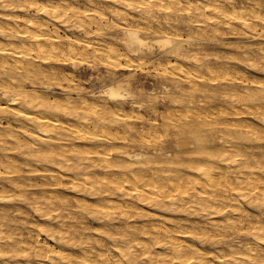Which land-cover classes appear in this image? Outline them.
<instances>
[{
  "label": "bare ground",
  "instance_id": "bare-ground-1",
  "mask_svg": "<svg viewBox=\"0 0 264 264\" xmlns=\"http://www.w3.org/2000/svg\"><path fill=\"white\" fill-rule=\"evenodd\" d=\"M184 24L191 29L187 38ZM134 29L142 30L140 38L153 51L129 40L126 32ZM226 35L239 38L236 48L245 53L243 60L253 71H264V46L260 44L254 54L247 44L250 38L264 39V0H0V174L15 176L7 181L20 193L17 199L31 205L43 221L31 231L12 228L8 217L13 206H2L0 264H264V149L251 152L253 144H248L251 139L264 141V128L242 118L247 112L264 125V79L252 78V71L248 75L228 65L216 67L197 52L201 44L214 45ZM164 40L174 43L161 50L157 42ZM193 47L199 49L188 57L186 49ZM128 50L141 54L131 55ZM90 57L95 69L104 67L106 75L99 74L87 91L72 88L77 76L57 66L74 67L84 60L88 63ZM164 59L171 61L169 66L162 65ZM146 60L158 61L169 75L147 91L152 96L156 89L175 95L167 113L158 111V97L146 100L149 96L134 89L140 78L118 76L121 70L143 68ZM182 81L185 87L174 84ZM120 82L130 86L126 101L92 95L101 85ZM218 82L233 84L225 92L231 108L219 105V110H209L208 97L194 103L198 94L214 96L212 85ZM148 108L155 118L143 114ZM228 114L232 118L222 119ZM160 119L178 132L191 133L190 139L177 142L178 148L196 144L210 165L199 160L202 166L189 176L188 165L181 167L176 156L164 157L166 151L159 157L174 165L168 172L164 167L157 171L146 167L143 153H112L117 141L146 142L157 137ZM145 121L151 126L143 128ZM138 122L142 129L135 127ZM205 125L221 127L211 129L216 143L212 147L205 134L193 132L198 126L203 131ZM102 143L106 147L100 148ZM97 165L107 172L97 174L93 169ZM22 172L45 176L49 179L45 185L52 187L65 180L73 192L87 193L95 201L74 204L69 200L72 194L63 198L55 188L35 191L37 196L32 197L26 189L38 186L37 177ZM7 186L0 181L1 192ZM126 189L151 210L143 211L125 197V201L112 199L129 194ZM12 199L0 194L2 204ZM167 200L170 210L199 202L196 206L203 212L217 215L206 225L216 231H197L193 225L190 230L168 217L165 223L137 225L135 218H156L153 210L166 207ZM86 218L98 223L94 233L84 228ZM230 231L238 236L225 240ZM41 235L54 244L42 241ZM195 237L214 246L215 252L185 242Z\"/></svg>",
  "mask_w": 264,
  "mask_h": 264
},
{
  "label": "rangeland",
  "instance_id": "rangeland-1",
  "mask_svg": "<svg viewBox=\"0 0 264 264\" xmlns=\"http://www.w3.org/2000/svg\"><path fill=\"white\" fill-rule=\"evenodd\" d=\"M182 27L183 28H185L183 31H182V33H183V36H184V38H187L188 37V32H190V28H189V26H188V24H184V25H182ZM228 39V40H227ZM222 41L221 42H217V43H215L214 45H212L213 43H211L210 45H207L206 43L205 44H201L200 46H199V48L201 49V50H199V51H197L199 48H197V47H193V48H187L186 49V54L188 55V57H192V56H190V55H192V54H194V51H197L198 53H199V56H203L204 58L206 57V59L209 57V60L211 61V63L214 65V66H216L217 67V63H218V67H223V66H226V65H228V66H230L232 69H236L237 71H241L242 73H249L250 75H251V73H252V75H251V77L253 78L254 76V78L255 79H257V77L260 79H264L263 77H264V71H262V70H259L258 72H256V71H253V69L250 67V63H249V61L248 60H243V55L245 54L244 52H239V51H241L239 48V50L236 48L237 46H238V41H239V38L237 37H231V36H228V35H226V36H224L222 39H221ZM264 40V39H263ZM263 40H260V39H252V38H250V39H248L247 40V44H249L250 45V51H252L254 54H256V51H257V48L258 47H260L261 45H263L264 46V41ZM228 42H230L229 43V45H228ZM261 44V45H260ZM220 50H221V52H220ZM225 51V52H224ZM242 51H244V50H242ZM220 52V53H219ZM230 52H234L233 54L232 53H230ZM224 53V54H223ZM231 54V55H228V54ZM241 53H244V54H241ZM214 54V55H213ZM226 54V55H225ZM242 55V57L241 56H239V55ZM206 55H208V56H206ZM224 55H225V58H224ZM229 57H231V58H229ZM240 58H242V59H240ZM174 59H175V57H172V60L171 61H174ZM190 60H192V58H189ZM89 61H91V63H89ZM147 61V63H146V65L143 67V68H141V69H145V70H141V69H138V68H135L134 69V71H126V70H121V72H119L118 73V76L120 75V76H124V77H131V78H140V80L137 82V83H135V85H133L134 86V89L139 93V92H141V93H145L147 96H149V97H147L148 99H146V100H150V99H153L152 101H155V97H158L157 99H156V101H155V103H156V105H157V107H158V111H161V113H162V110H163V113H167L168 111H167V109L169 110V108H167L166 106H168V105H170V99H172L173 97H175V95H167V94H164V93H162L161 92V90L160 89H156L157 90V92H155V96L153 95H150V93H148L147 91L148 90H152L153 88H155V85H156V87H158L157 86V82L159 81V80H163V79H166V78H169V75H167V74H165L164 72H163V70H161V65H159V63H158V61H154V60H152V61H150V63H149V60H146ZM171 61H168L167 59H164L163 61H162V65L164 64H166L167 66H169L168 65V62L170 63ZM180 61H182L183 62V60L182 59H180ZM209 61V62H210ZM87 62V60H84V61H81L80 63L81 64H78V65H76V66H66V67H64V66H57V67H61V68H63V70L65 71V73H70L69 74V76H73V74H74V76H77V77H75V79H74V81L71 83V87L72 88H74V87H81V88H86V91L87 90H89V88H90V83H94V81H98L97 79H98V77L100 76V75H106V69L104 68V67H102V66H99V68L98 69H95V67H94V65L95 64H93L94 63V59H91V57L88 59V63L91 65H89L88 63H86ZM164 62V63H163ZM225 64H224V63ZM83 63V64H82ZM148 64V65H147ZM151 64V65H150ZM154 64H156V66L154 65ZM221 64V65H220ZM93 65V66H92ZM155 67H154V66ZM262 65V63L260 64V66ZM152 66H153V68H152ZM237 67V68H236ZM242 67V68H241ZM93 68V69H92ZM158 68V70H156ZM245 70H244V69ZM157 71H159V72H157ZM252 71V72H251ZM74 72V73H73ZM98 72V73H97ZM103 73V74H102ZM155 73V74H154ZM93 74V75H92ZM98 74V75H97ZM100 74V75H99ZM127 74H129V75H127ZM160 76H159V75ZM248 74V75H249ZM253 74H256V75H253ZM91 75H92V77H93V79L91 80V82H89V80L88 79H90L89 77H91ZM157 75V76H156ZM257 75H260V76H257ZM262 76V77H261ZM82 77V78H81ZM258 79V80H259ZM260 79V80H261ZM72 84H73V86H72ZM145 84H146V86H145ZM174 84H177V85H182V86H186V83L185 82H183L182 81V83L180 82V83H178V82H176V83H174ZM76 85V86H75ZM228 85V86H227ZM231 85H233V84H229V83H223V82H218V83H216V84H214V86L212 85V92L211 93H214V96H206V95H201V94H198V96L196 97V98H194V103L195 104H199L200 103V100H206V98L208 97V99L209 100H207V101H210V102H208L209 104H207V106L208 107H210L209 108V110L211 109H213L214 111H217V110H219L218 108H219V105L221 106L220 108L222 109V108H224V107H228V106H230L229 108H231L232 107V104H231V101L228 99V98H226V96H225V92H226V89L228 90V89H230V88H232L231 87ZM236 85H238V84H236ZM244 85V84H243ZM242 85V86H243ZM241 86V85H240ZM249 86H251V84H249ZM145 87V88H144ZM228 87V88H227ZM230 87V88H229ZM225 88V89H224ZM242 88V87H241ZM140 90H142V91H140ZM229 91V90H228ZM212 98V99H211ZM215 99V101H214V99ZM159 99V100H158ZM212 101H214V102H212ZM246 104V101H244V102H241L240 104H239V107H243L244 105L243 104ZM149 104H150V102H149ZM226 104V105H225ZM223 105V106H222ZM218 108H217V107ZM166 107V108H165ZM179 107H181V106H179ZM131 107H129V106H127L126 107V109H127V111L128 112H131V109H130ZM130 109V110H129ZM161 109V110H160ZM182 109V108H181ZM147 110H150V111H147ZM147 111V112H146ZM143 114L145 115V116H147V117H149V118H155V115H154V113L153 112H151V109H146V110H144L143 111ZM246 117V118H245ZM252 117V118H251ZM159 118V117H158ZM230 119V118H232V114H228L226 117H223L222 119ZM242 118H244V119H248V120H250V121H253L254 122V124H256V127L257 128H259V126L262 128H264V125H262L261 123H260V121L258 120V119H256V117L254 116V115H249V114H247V112L244 114V115H242ZM256 121V122H255ZM68 122H72V121H70V120H68ZM153 122V121H152ZM164 122V121H163ZM159 126H157V127H159V134H158V136L157 137H155V138H153V139H151V141L150 142H152V143H149V141H146V142H143V141H141V139L140 138H136V139H134V140H132V141H129V142H124V141H122V140H120V141H117V143L115 144V147H114V150L112 151V153L114 154V155H116V154H120L121 152H123V151H128V152H135V153H137V152H140V153H143V154H145V158H144V165L146 166V167H149V168H152L151 170H155V171H157V170H161V168L162 167H164V168H162V170H165L166 172H168L167 170H170L174 165L173 164H171V163H169V161H167V159L166 158H164V162L162 161L163 160V158H161L160 159V155H161V151H166V152H168V154H166L164 157H166V156H173V157H177V158H179V159H181V161H182V163H183V165H181V167L182 166H184V165H188V169H187V174L189 175V176H193L194 174H195V172H196V170H197V168L199 167V166H209L210 164H208V161L210 162V159L205 155V154H202V153H199V149L197 148L198 146L196 145V144H194V145H191V146H187V147H185V148H182V149H180V148H178V146H177V142L179 141V140H181V139H190L191 137H192V135H191V133H189V132H186V133H188V134H186V133H181V132H178V131H176L175 130V128L173 127H170L171 125H169V126H165L166 125V123L165 124H163L162 123V120L160 119L159 120ZM146 125V126H144V125ZM140 123V122H138V123H135L134 125H135V127L136 128H139V129H142V125H143V128H147V127H150L151 125H150V123L148 122V121H145L144 123ZM161 124H162V126H161ZM168 125V124H167ZM208 126V127H207ZM205 125V126H203V131L202 130H199V126L196 128V129H194L193 130V132L196 134L197 133V135H202V134H205L206 136H207V138H208V145L210 146V147H212L213 145H215L216 143H214V139H213V133L211 132V129L214 127V128H216L214 131H216L218 128H221V127H219L218 125H217V127H215V126H213L212 127V125ZM165 127H167L166 129H165ZM199 131H198V130ZM200 129H201V127H200ZM207 130H209V132L207 131ZM264 130V129H263ZM201 131V132H200ZM162 133V134H161ZM164 133H166V134H164ZM189 135V136H188ZM177 136V137H176ZM249 136L250 137H252L253 136V134H249ZM200 137V136H199ZM157 138V141L155 140ZM137 140V141H136ZM253 141V142H252ZM251 142V143H250ZM250 142L248 143L249 145H252V149L250 148V151L252 152H255V153H258V152H261L263 149H264V141H256V140H253V139H251L250 140ZM143 143L145 144V145H143ZM147 144V145H146ZM247 144V145H248ZM258 144H262V148H261V146H258ZM120 145V146H119ZM90 147H98L96 144H91V145H89ZM100 148H102V147H106V145L105 144H100ZM150 146V147H149ZM152 146V147H151ZM130 147V148H129ZM124 148V149H123ZM128 148V149H127ZM260 148H261V150H260ZM254 149H256V150H254ZM258 150V151H257ZM260 150V151H259ZM194 151V152H193ZM195 151H196V153H195ZM190 152V153H189ZM197 152H198V154H197ZM262 152H264V150L262 151ZM173 155H172V154ZM185 153H187V154H185ZM197 154V155H196ZM121 155V154H120ZM180 155V156H179ZM170 158V157H169ZM183 159L185 160V161H183ZM189 159V160H188ZM190 161V160H198V162H187V161ZM203 162L202 163V165H201V162ZM147 161H149L148 163H147ZM158 162V164H156ZM150 163V164H149ZM163 163H165V164H163ZM169 163V164H168ZM211 163V162H210ZM149 164V165H148ZM160 164H162V165H160ZM192 165V166H190V165ZM197 165H199V166H197ZM138 166V165H137ZM161 166V167H160ZM197 166V167H196ZM160 167V168H159ZM171 167V168H170ZM157 168V169H156ZM167 168H169V169H167ZM93 169L96 171L97 170V174H102V173H104V172H107V170H105L104 171V169L102 170L101 169V167H99V165H97V166H94L93 167ZM191 169V170H190ZM100 170V171H99ZM102 170V171H101ZM26 171V170H25ZM193 173V174H192ZM21 175H24V176H29V175H33V176H35V177H37L36 179H35V181L34 182H37V184H38V186H35V187H33V188H29V187H27V189L26 190H28V191H30L31 192V196L33 195V193L37 196V194L36 193H38L41 189H53V188H55L56 190H57V193L61 196V197H63V198H67L68 199V197L72 194V196H70V198H69V200L71 201V202H73L74 204H76V201L77 202H82V203H92V202H94L95 201V197H93V196H90V195H88L87 193H75V192H73L72 191V189L71 188H69V185H68V183H66V181L64 180L60 185H58V186H54V187H52V186H50V185H45V183H48V178H45V176H42V175H40V174H38V175H35V174H29V173H26V172H22L21 173ZM42 177V178H41ZM11 178H15V176H9L8 177V175H5L4 173H2V174H0V181L2 182H5V183H7L8 184V186H7V191H5V192H1V190L2 189H0V194L1 195H11L12 197H13V199L10 201V202H5V203H0L1 205H0V209L2 208V206L4 207V206H13L11 209H9V210H11L10 211V213H9V221L11 222V226H12V228H21V230H23V228L24 227H26L27 229V231L29 230V231H31L32 229H33V226L34 227H36V225H38V224H40V223H42L43 221L41 220V218L34 212V210H33V208H31L32 206L31 205H27V203H24L23 201H21V200H18L17 199V196L20 194L19 192H17V191H15V190H13V187H11L10 186V184L8 183V181H9V179H11ZM18 178V177H17ZM7 179H8V181H7ZM16 179V178H15ZM39 179V180H38ZM44 180H47V181H44ZM39 183H41L40 185H39ZM44 183V185H42ZM68 187V188H67ZM35 191H36V193H35ZM125 192H129V194H130V190H128V189H126V191ZM19 193V194H18ZM68 194H70V195H68ZM83 194V195H82ZM129 196H127V195ZM126 194H124L125 196H116V197H113L112 199H115V201H125L124 200V197H125V199H126V201L128 202H132V201H134L135 203L137 202V204L139 205V207L141 208V210H143V211H148V210H151V207L149 206V205H147V204H142V203H138V201H137V195H134V194H128V193H126ZM75 195H76V197H75ZM131 195H132V197H131ZM30 196V197H31ZM34 196V195H33ZM32 196V197H33ZM68 196V197H67ZM84 196V197H83ZM137 196V197H136ZM16 197V198H15ZM71 197H72V199H71ZM75 197V198H74ZM78 197V198H77ZM128 197V198H127ZM130 197L131 198H133L132 200L130 199ZM74 198V199H73ZM77 198V199H76ZM89 199V201H88V199ZM119 200H118V199ZM80 199V200H79ZM128 199H130V200H128ZM17 200H18V202H17ZM33 200V199H32ZM92 201V202H91ZM168 201V204L166 205V207L165 206H163V207H158V208H156L155 210H153V212L152 213H154L155 214V216H157L156 218L154 217V218H151V219H145V218H143V217H140L139 219L138 218H135V221H137V223H139V224H137V225H141V224H143V223H153V224H156L155 222H157L158 224H160L161 222L162 223H165L166 221H176V222H179V223H181V224H183L186 228H189L190 230H194L193 229V227L194 226H196V230L197 231H199V228H205V229H207V231L208 232H210L211 230L212 231H216L215 230V228H213L212 229V227H210V226H206V225H208V222L210 223L213 219H215L216 218V214H209L208 215V213L207 212H203L200 208L201 207H199V206H196V205H198V203L199 202H189V203H187V204H185L184 205V208H182V207H177L176 209L175 208H173L172 206V209L170 210V205H169V202H170V200H167ZM19 205V206H18ZM190 205H195L194 207L196 208H194V207H191ZM25 207V208H24ZM199 207V209H197ZM22 209L23 211H21L20 209ZM246 208H247V210L248 211H250L251 213L254 211V210H252V209H250L247 205H246ZM75 210V209H74ZM169 210V211H168ZM18 211H20V212H18ZM154 211H156V212H154ZM171 211V212H170ZM190 211V212H189ZM198 211H200V212H198ZM174 212V213H173ZM176 212V213H175ZM198 212V213H197ZM249 212V213H250ZM160 213V214H159ZM194 213V214H193ZM197 213V214H196ZM204 213H205V215H204ZM157 214V215H156ZM203 214V215H202ZM187 215V216H186ZM200 215H201V218H200ZM12 216V217H11ZM175 216V217H174ZM196 216V217H195ZM208 216V217H207ZM14 217V218H13ZM169 219H168V218ZM166 218V219H165ZM191 218V219H190ZM192 218H194L195 220H197V221H194V219H192ZM17 220L16 222L15 221H11V220ZM20 219V220H19ZM26 219V220H25ZM159 219V220H158ZM168 219V220H167ZM89 220V221H88ZM132 220H134V218L132 219ZM187 220H189V221H187ZM192 220V221H191ZM22 223V224H20V222ZM26 221V222H25ZM80 221V220H79ZM83 220H81L80 222H82ZM153 221V222H152ZM13 222H15V223H13ZM19 222V223H18ZM193 222V223H192ZM26 223V224H25ZM192 223V224H191ZM197 223V224H196ZM203 223V224H202ZM82 224H84L86 227H84ZM82 224H81V226H83L84 228H86V231L88 232V233H94L95 232V229L98 227V223L95 221V220H93L92 218H86L83 222H82ZM222 224V223H221ZM15 225H17V226H15ZM192 225H193V227H192ZM14 226V227H13ZM82 227V228H83ZM88 227H90L89 228V230H87V228ZM96 227V228H95ZM220 228H221V226H220ZM211 231V232H212ZM32 233H33V231H32ZM230 233V236L229 237H226L225 238V240H230V239H233V238H235V237H237L238 235H237V232L235 233L234 231H230L229 232ZM233 233V234H232ZM35 234V233H34ZM26 237H27V235H26ZM36 237V236H35ZM42 241H45V242H48L49 244H54L51 240H49L45 235H41V238H40ZM187 241V243L189 244V243H191V244H189V245H196V246H199L200 248L202 247V248H205L206 250H207V252L209 253H214L215 252V247L214 246H211L208 242H205V243H200L199 242V240H198V237H195V238H193L192 240L190 239V238H187V239H185V242ZM193 241H194V243H193ZM250 241L251 242H254V238H251L250 239ZM207 244H209V245H207ZM209 248H210V250H209ZM78 253V252H77ZM216 264V263H215ZM218 264V263H217Z\"/></svg>",
  "mask_w": 264,
  "mask_h": 264
},
{
  "label": "clouds",
  "instance_id": "clouds-1",
  "mask_svg": "<svg viewBox=\"0 0 264 264\" xmlns=\"http://www.w3.org/2000/svg\"><path fill=\"white\" fill-rule=\"evenodd\" d=\"M141 31L142 30L140 29H134V30L127 31L126 34L131 42L139 44L142 48H147L149 52L153 51L154 49L148 44V42L140 38ZM121 43H124V41H121ZM172 43H174V41L164 40V41L157 42L161 50L171 45ZM126 48H127V45H126ZM128 51L131 55L141 54L139 52H131L130 50ZM89 82H91V80H89ZM128 88H130V86L126 85L123 82L117 83L115 85H110V86L101 85V88L98 91H94L92 95L98 99H107L112 102L126 101L129 95V92L127 91Z\"/></svg>",
  "mask_w": 264,
  "mask_h": 264
}]
</instances>
